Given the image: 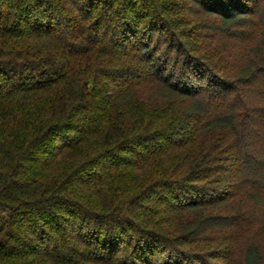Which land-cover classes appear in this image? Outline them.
<instances>
[{
    "label": "trees",
    "instance_id": "1",
    "mask_svg": "<svg viewBox=\"0 0 264 264\" xmlns=\"http://www.w3.org/2000/svg\"><path fill=\"white\" fill-rule=\"evenodd\" d=\"M198 16L259 34L253 59L217 70ZM245 201L264 205V0H0V264H220L200 243Z\"/></svg>",
    "mask_w": 264,
    "mask_h": 264
},
{
    "label": "rangeland",
    "instance_id": "2",
    "mask_svg": "<svg viewBox=\"0 0 264 264\" xmlns=\"http://www.w3.org/2000/svg\"><path fill=\"white\" fill-rule=\"evenodd\" d=\"M196 18L193 14H191ZM206 18V17H205ZM203 17L197 18L200 29H197L201 33H205L207 39H212L211 46L225 48V52H221L222 55L213 60V65L217 70L221 69L235 73L238 68L244 65L250 58L253 59L251 47L257 44L259 41V34L251 40H241L229 38L223 31L214 30L208 26L207 20ZM207 25V26H206ZM205 26V27H204ZM206 38V37H205ZM218 48V49H219ZM255 90H259L260 87L254 86ZM249 103L256 105L262 102V97L256 93H252L247 100ZM239 198L233 201L229 207L234 211L233 207L238 206ZM233 206V207H232ZM242 214L238 218V225L232 229L222 230V232H209L204 234L203 241L200 243L204 251H209V256H219L220 264H243L242 255L247 243L256 240L264 248V205L253 206L251 203L245 201L242 205Z\"/></svg>",
    "mask_w": 264,
    "mask_h": 264
}]
</instances>
